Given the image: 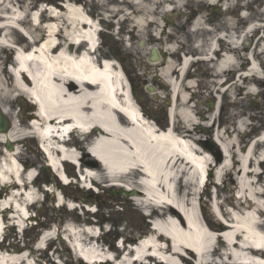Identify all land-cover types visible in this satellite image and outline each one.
Instances as JSON below:
<instances>
[{
    "label": "bare ground",
    "instance_id": "bare-ground-1",
    "mask_svg": "<svg viewBox=\"0 0 264 264\" xmlns=\"http://www.w3.org/2000/svg\"><path fill=\"white\" fill-rule=\"evenodd\" d=\"M167 1L170 2V0H123L122 4L129 7L132 12L125 13L123 6L120 9H112L108 17H119V20L131 22L141 37L145 33L150 35L151 31L148 29L158 27L155 17L163 12L168 14L172 9V4L164 7ZM175 1L177 7H182L181 0ZM154 5L163 6V11H158ZM19 6L17 0H0V51L11 46L13 34L20 37L22 33L34 40L41 38V41L27 53L19 50L17 54L19 64L17 69L14 68L13 74H8L4 63H0V111L11 123L8 132L0 133V200L9 197L11 201L3 203V209L5 207L13 209L15 216L21 218L20 212L23 216L27 215V200L36 201L26 194V189L24 195L19 191H15L13 195L4 194L7 189L12 191L18 189L14 179L24 184L25 178L32 176L29 169L21 165L26 158L19 149L21 142L30 139L28 137L30 133L39 135L41 142L44 141L42 147L55 171L60 157L80 163L85 169L90 165L96 167L94 161L77 160L71 149H78L80 143L71 141L62 144L53 139V135L58 134L56 128L47 123L43 126L38 117L41 116L46 121L67 118L68 125L61 128L58 139L62 140L73 126L80 128L82 133L94 127L92 132L86 135L85 140L95 137L92 152L112 177L111 179L103 177L101 179L103 183L113 181L126 183L132 192V199L139 206L144 203L146 205L144 209H149L152 215L160 219L157 224L161 233H154L139 240V247L137 245L135 248L138 262L131 263L127 259V264H142L140 261L144 264L148 262L161 264L144 258L148 253L161 258L167 264L171 261L160 256L163 253L181 262L187 261L180 255H188L197 264H264V191L257 188L261 175L257 169H251L252 164L258 166L264 161L263 153L257 159L259 151L264 148V134L257 141L247 142L240 139L234 143L226 137V135L230 137L228 130L220 133L218 128L213 143L216 141L217 144L225 145L219 151V155L220 152L222 154L219 163L209 154L218 155L216 143L215 149L200 147L195 126L201 124L195 113L196 107L194 110V107L190 106L191 97L188 92L192 87L191 80L188 79V74L184 75L189 60L185 56L178 61V50L172 47L168 39L164 43L162 35L154 38L158 41L151 39L158 44L149 48V52L154 49L158 54V61L151 63V66L155 70L160 68L156 70L157 76L167 88L166 98L169 103L167 113L170 122L173 123V132L165 130L163 133H154L150 123L139 120L141 114L134 104L135 98L129 93L127 81L121 71L116 70L114 66L111 68L113 64L106 62L108 60L106 54L101 55L104 61L100 65L98 61L94 63L87 52L86 47L94 49L98 43V27L95 22H91L82 6L66 2L63 5L64 10L49 7L47 9L49 15L44 20L41 15L44 7L28 13L27 7ZM172 16L173 14H168V17ZM165 21L171 22L170 18ZM242 22L239 18L235 24L228 23L226 31L221 35L204 28L200 20L191 30L193 35L198 36L193 50L203 53L206 62L213 65L214 80L208 83L207 87L210 84L221 86V78L227 72L237 73V82L244 86L258 82L257 73L252 71L245 73L243 69L236 67V64L244 59L236 56L239 43L234 40ZM255 27L248 26L243 37L248 38L256 30ZM168 38L172 37L168 35ZM232 38L233 41L230 40ZM58 42L60 44L55 47ZM76 44L78 49L82 48L84 52L79 50L74 54L70 53L72 45ZM20 71H24L32 81L30 91L36 104L32 106L33 110L21 112V121L16 125L18 117L12 113L15 99H11V94L17 93L16 101L20 100L21 80L28 83ZM234 84L233 81L232 85ZM227 92L228 90L224 91L223 96ZM152 93H155L153 88ZM215 102L216 107L209 113L210 118L219 108V98ZM125 117L134 121V125H130ZM244 128L246 124L241 121L236 124L232 133L240 134ZM23 129L29 130V133H23ZM175 132L182 138H178ZM6 141L12 142L15 148L2 152V142ZM236 162L240 164L238 169L235 168ZM27 163L34 165L36 160ZM234 171L237 182L236 196L225 198L218 206L219 219L211 221L210 213L205 215L202 211V218L199 217L192 202L194 197L199 196L196 192L197 185L203 182L206 175L209 180L211 178V183L222 185L224 176ZM58 174L63 182H67L61 172ZM250 176L253 178L250 179ZM182 179L186 180L183 186ZM121 190L128 192L123 188ZM219 190H226V186L218 188L217 193ZM58 203L62 205L63 202L60 199ZM154 203H158V206L152 209L151 205ZM6 211L7 209L0 212L3 222ZM215 234H220L225 242L229 243L223 254L217 256L216 249L211 250L215 238L217 244H224ZM71 235L76 242L83 239L90 245L94 241L85 234L75 232ZM0 251L6 254V257L0 260V264H26L29 260L20 257L23 251L12 245L10 248L0 247ZM82 256L87 263H92L93 259H104L93 249L83 252Z\"/></svg>",
    "mask_w": 264,
    "mask_h": 264
},
{
    "label": "rangeland",
    "instance_id": "rangeland-1",
    "mask_svg": "<svg viewBox=\"0 0 264 264\" xmlns=\"http://www.w3.org/2000/svg\"><path fill=\"white\" fill-rule=\"evenodd\" d=\"M39 1L41 0H19V5L30 9L32 4H37ZM46 1L50 3L56 2L57 0ZM181 1L183 4L182 7H177L175 0H170V2L167 1L164 4V7L168 5L171 6L172 4L171 13L173 16L168 17V14L164 12L161 13L160 16H156L155 21L157 22L158 27H150L148 29L151 31L150 35L145 33L142 37L138 34L137 29L133 28V24L129 21L124 20L122 24L119 23L120 30L118 35L117 29L115 28L116 24H106L105 21H101L102 28L108 32L100 34L101 49L98 52L106 54L109 61H114L121 67L125 80L129 82L134 89L135 97L144 115L157 123L159 127L165 129L167 127V109L169 107L166 99L167 92L165 91L164 85H162L163 88L159 89L160 92L152 85V82H155V76L158 74L156 70L160 68H156L155 70L149 65L148 61L149 48L158 44L156 42L158 40L154 38L162 35L163 42L168 39V41L172 43V47L178 50L177 59L178 61H181L183 56L188 55L189 53L192 55H199V52L193 50L195 40L198 39V36L191 33V30L197 21L200 20V23L204 28L214 30L217 34L221 35L226 31L228 23L235 24L239 18L241 19V16L246 17L242 19L243 22L240 24L241 28L235 35L236 38L232 36L233 33L231 35L235 42L239 43L236 56L244 58L243 61L236 64V67L237 69H243L245 73L249 71L250 73L251 71L257 73L259 76V79H257L258 82L251 83L249 86H244L241 85V82H237V73L230 74L227 72L221 78V81L224 79L227 80L225 85L221 87L220 85L214 86L213 84H210L207 87V84L214 80L213 65L204 62L197 63L188 73L192 86L190 92H188L189 97H191L190 106H193L194 110L196 107L195 113L201 124V126H195L196 136L200 141V147L215 149L216 143L218 155L215 153L209 154L219 163L222 160V154L220 152L219 157V151L225 145L221 143L217 144L216 141L213 143V140H216L215 134L217 133L218 128L220 133L228 130L230 137L228 135H226V137H228L229 141L234 143L238 142L240 139L242 141L251 142L261 134V131H264V0ZM66 2L82 5L84 10L89 12L92 17H97V15L100 17L101 14L105 15V13L110 14L112 9H120L124 6L121 3L123 0H67ZM149 3L152 4V2ZM154 8H157L158 11H163V6L154 5ZM124 9L125 13L132 12L129 7L124 6ZM167 18H170L171 22L165 21ZM107 20L118 21L119 17L108 18ZM248 26H256V30L252 32L248 38L246 36L243 37ZM168 35L172 38L169 39ZM17 37L13 34L11 42ZM233 38L230 40L233 41ZM140 42H143L144 44L140 46ZM202 55L204 54L202 53ZM2 62H5L4 68L9 74V70L6 68L5 64H13V59L11 58L8 49L0 51V63ZM233 81L236 85H232ZM156 83L159 84L160 82L156 79ZM147 86H152L157 89V94L148 93ZM226 90H228V92L223 96L222 93ZM16 98L17 93L11 94V99H15L12 113L14 116L18 117V120L15 121L16 125H18V121H21V112L27 113L29 112L28 110H33V108H31V105L26 101L25 98L27 97L25 94L21 95L20 100L18 101H16ZM218 98L220 100L219 109L216 114L210 118V112L208 111L206 104L211 101L214 102ZM23 106L25 107V110H23ZM241 121L246 124V128H244L240 134L232 133L236 124ZM22 132L27 134L29 133V130L23 129ZM71 141L78 142L74 137H72ZM78 145L80 147L79 152H82L81 161L85 162V160H88L93 162L91 158L85 154V150L82 147L83 144L80 143ZM19 149L24 155V158H26L21 165L24 168L29 169V174H32V176L36 173H40V176L37 179L38 182L34 185L35 188H28V191L26 192V194H29L36 200L34 206L28 210L29 216H31V219H35L38 216L45 218L41 219L40 222L46 223L48 229H50L48 235L53 237L52 245L53 249H55V254L53 255L51 252L41 254L40 252L32 251L33 258L40 260L37 264H79V260H77L74 252V247H85L87 249L85 246L86 244H78L73 236L71 238L68 236V231L65 230L68 229L71 232H79V230H82L83 227H85L83 221L93 224V226L86 227V230L91 233L97 232L94 224L98 223L99 225L104 221L108 222V224L100 226L103 235V245H101L100 242L97 244L98 255H101L104 258L107 257L111 259L113 257L112 253L106 251L107 248L105 245L106 243L111 244L114 237L122 236L127 240L134 241V243L138 242L139 239H143L144 235L140 236V233L144 231L145 224L147 223L144 216V213L146 212H143L136 206L135 202L131 199L133 198L131 193L122 195L123 191H121V189L107 187L104 184L105 187L98 186V190H96L99 197L96 200L90 199L86 208H83L82 203L77 202L73 189L63 191L64 194L63 192H59V190H57L58 186L56 187L54 185V181L50 179V177L49 181L52 183L50 186L51 193H47L43 190L42 180H46L45 175L43 174L45 168L44 158L43 154L37 147L35 140H25L21 142ZM263 149L259 151L257 159L261 153H263L262 155L264 157ZM80 153L74 152L75 156H78ZM30 160H36V164L29 165L27 162ZM239 165L240 164H237L236 162L235 168L238 169ZM82 168L85 167L82 165ZM87 168L99 169L98 172L94 171L92 175L95 176L96 179L103 178V172H101L99 164H96V167L90 165ZM67 169L70 172H73L74 176L76 175V170L73 166L68 165ZM251 169H257L258 173H261L258 182L259 187L257 188L264 191V162H261L258 166L252 164ZM234 173L235 171L224 176V184L221 186H226V190H219L217 193L216 202L218 204H221L225 198L236 196L235 185L237 182ZM51 177L55 178L53 174ZM252 178L253 176H250V179ZM56 180L58 181V179ZM184 181L186 180L184 179ZM76 183L78 184L77 187L80 189L83 186L89 187L88 181L82 183L78 180H71L72 185H75ZM59 184L60 186H63L61 183ZM184 184L185 182L182 181L181 185L183 186ZM218 184L219 186L217 187L220 188V183ZM213 186H215V184L211 183L209 188L206 189L207 191L204 192V196H201V202L204 204V209L201 211L205 215L210 213L208 206L213 200ZM15 191L12 192L11 189H7L4 194L13 195L15 194ZM61 197L64 199V204L62 206L58 203ZM9 199V197L1 199L0 204L2 205L5 202L11 203ZM192 202L196 213H198L197 197H194ZM216 202L213 203V206ZM95 203H97L100 209L97 219L92 218L91 213L88 212L91 211L94 213L96 211ZM20 213L22 214V212ZM4 215L5 229L1 232V224L0 235L3 233V237H8L9 240L0 243V247L10 248L12 245L23 251L20 257L27 256L28 250L31 251L34 247H29L30 243L27 240L31 239L34 234V230L29 229V225L31 224L25 223L23 219L15 216L13 211H6ZM209 218L211 221H214L211 213ZM10 219L14 221H11ZM26 225L28 227L25 232L23 231L22 236L21 228ZM56 229H58L57 238L55 237ZM109 230L110 234H108ZM107 234L109 235L108 237L106 236ZM117 244L119 243L114 244L115 249H117ZM100 246L102 250L99 248ZM88 249L96 248L92 245L89 246ZM160 256L179 264L178 260L172 258L169 254L163 253ZM5 257L6 254L0 251V260ZM81 263L84 264L83 262ZM107 264L112 263L107 262Z\"/></svg>",
    "mask_w": 264,
    "mask_h": 264
},
{
    "label": "water",
    "instance_id": "water-1",
    "mask_svg": "<svg viewBox=\"0 0 264 264\" xmlns=\"http://www.w3.org/2000/svg\"><path fill=\"white\" fill-rule=\"evenodd\" d=\"M157 56L155 51L153 50L151 52V56H150V61L154 62L157 61ZM212 104L209 106L210 109H212ZM10 128V123L8 122V120L2 115L1 111H0V133H6L8 131V129ZM9 150H11V147L8 148Z\"/></svg>",
    "mask_w": 264,
    "mask_h": 264
},
{
    "label": "trees",
    "instance_id": "trees-1",
    "mask_svg": "<svg viewBox=\"0 0 264 264\" xmlns=\"http://www.w3.org/2000/svg\"><path fill=\"white\" fill-rule=\"evenodd\" d=\"M75 193L81 197L82 199H85V200H88V199H91L92 196L89 195L88 193H84L83 191H80V190H76Z\"/></svg>",
    "mask_w": 264,
    "mask_h": 264
},
{
    "label": "flooded vegetation",
    "instance_id": "flooded-vegetation-1",
    "mask_svg": "<svg viewBox=\"0 0 264 264\" xmlns=\"http://www.w3.org/2000/svg\"><path fill=\"white\" fill-rule=\"evenodd\" d=\"M55 3H57V1ZM152 84L154 86H156L157 89H160L161 88L160 84L156 83V81L155 82L153 81Z\"/></svg>",
    "mask_w": 264,
    "mask_h": 264
}]
</instances>
